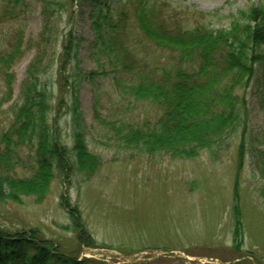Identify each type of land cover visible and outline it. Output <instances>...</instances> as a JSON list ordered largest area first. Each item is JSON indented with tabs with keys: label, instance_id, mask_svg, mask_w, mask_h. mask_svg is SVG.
I'll use <instances>...</instances> for the list:
<instances>
[{
	"label": "rangeland",
	"instance_id": "1",
	"mask_svg": "<svg viewBox=\"0 0 264 264\" xmlns=\"http://www.w3.org/2000/svg\"><path fill=\"white\" fill-rule=\"evenodd\" d=\"M162 3L166 14L181 16L183 22L206 21L215 28H229L231 14L254 5L264 6V0H164ZM96 4L102 2L68 1L55 17L52 26L56 30L51 35L47 57L50 68L42 83L53 94L52 116H56V121L52 119L50 124L60 143L73 152L72 106L77 104L87 130L88 147L102 158L101 166L91 177L76 170L69 175L58 172L44 200L26 196L22 203L0 201V229L12 235L19 231L31 235V230L37 229L55 245L54 254L93 256L99 264H264V197L261 195L264 176L256 172L252 152L258 144L257 137L264 132V111L258 103L264 85V65L256 67V76L247 90H238L248 101V146L243 169H239V135L233 137L231 148L216 155L204 151L193 159L123 149L96 120V94L101 93L100 111L109 120L136 124L150 118L155 121L158 110L143 101L125 103L123 110L111 81L115 75L103 74L96 61L93 17L106 8H97ZM42 11V3L33 1L23 22L26 41L37 39L42 31ZM10 25L11 22L6 23V27ZM70 31L78 44L74 59L61 76L59 58L65 35ZM129 33L131 40L138 42L135 24ZM135 47L141 58L165 60L168 56L145 40L135 43ZM35 54L34 49L27 50L13 69L16 75L13 99L0 109V136L11 122L9 108L20 98L28 65ZM92 71L101 74L90 78L88 74ZM17 175L30 176L31 172L19 168ZM236 180H239L238 197L245 224L241 250L235 249L233 242ZM68 203L78 210L74 211L77 222L82 220L96 246L78 239L79 230ZM84 236L86 242L91 241ZM53 260V264H60Z\"/></svg>",
	"mask_w": 264,
	"mask_h": 264
},
{
	"label": "trees",
	"instance_id": "2",
	"mask_svg": "<svg viewBox=\"0 0 264 264\" xmlns=\"http://www.w3.org/2000/svg\"><path fill=\"white\" fill-rule=\"evenodd\" d=\"M33 1L0 0V109L13 99L15 65L27 50L36 52L28 65L20 98L9 108L11 122L0 136V201L15 203H22L26 196L44 200L58 172L69 175L76 170L91 177L102 163V158L88 147L87 130L77 104L72 106L73 152L60 143L50 124L52 119L56 121L52 116L53 94L42 83L50 68L47 57L56 30L54 19L68 1L80 0H37L43 7V29L37 39L26 41L23 22ZM98 1L102 4H96L97 8L106 7L93 17L95 56L102 73L115 75L111 81L124 111L125 103L143 101L157 108L158 116L155 121L150 118L137 124L109 120L100 111L99 93L94 102L96 120L123 149L135 148L148 155L162 153L173 159H193L204 151L216 155L231 148L233 137L239 135V169H243L248 146V101L238 90H247L256 76V67L264 65V6L254 5L231 14L229 28H215L206 21L183 22L181 16L166 14L164 0ZM8 22L12 25L6 27ZM133 23L138 29V42L131 40L129 33ZM144 40L167 52V58H141L135 43ZM77 44L73 31L65 35L59 58L61 76L74 59ZM99 74L92 71L88 76ZM258 103L264 111V85ZM256 141L253 165L264 176V132ZM19 168L29 170L31 175L18 176ZM239 188L236 180L233 242L235 249L241 250L245 224ZM261 195L264 197V189ZM70 209L79 230L78 239L96 246L82 220L78 224L74 213L78 210ZM31 233L19 231L12 235L0 229V264H53V259L60 264H99L95 258H80L79 253L54 254L55 245L39 230ZM84 235L91 241L86 242Z\"/></svg>",
	"mask_w": 264,
	"mask_h": 264
}]
</instances>
